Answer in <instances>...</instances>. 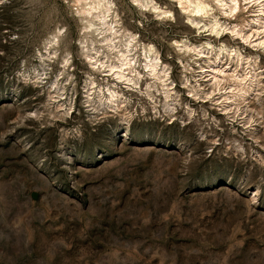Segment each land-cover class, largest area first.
I'll return each instance as SVG.
<instances>
[{
	"label": "rangeland",
	"instance_id": "rangeland-1",
	"mask_svg": "<svg viewBox=\"0 0 264 264\" xmlns=\"http://www.w3.org/2000/svg\"><path fill=\"white\" fill-rule=\"evenodd\" d=\"M111 1L116 41L136 34L137 64L143 44L155 45L178 109L157 112L125 90L127 124L86 103L91 75L105 88L115 83L86 56L91 46L114 56L105 33L89 26L98 18L82 12L93 0H0V264H264L258 3L240 0L225 14L205 0L208 12L195 15L177 0ZM216 18L226 27L219 35L210 27ZM185 40L203 45L204 57L177 46ZM224 45L245 59L222 53ZM218 62L227 69L220 91L208 71ZM250 69L260 72V94L226 112L218 103L236 86L234 73ZM188 78L200 84L197 95Z\"/></svg>",
	"mask_w": 264,
	"mask_h": 264
},
{
	"label": "bare ground",
	"instance_id": "bare-ground-1",
	"mask_svg": "<svg viewBox=\"0 0 264 264\" xmlns=\"http://www.w3.org/2000/svg\"><path fill=\"white\" fill-rule=\"evenodd\" d=\"M136 1L142 6L147 7L150 5L148 0L145 2L142 0ZM216 1L220 6L226 5L223 7L225 9V14L235 13L240 8V0ZM177 2L182 10L195 15L207 13L210 6L205 0H177ZM254 2L258 3L257 10L260 12L254 19L258 24L256 30L258 32L257 35H259V33H264V0L248 1L249 4ZM111 4V0H93L90 6L88 5V8H82L83 13H87L98 18V25L94 21L90 20L89 26L90 28L95 27L97 31L101 30L100 33H105L102 38V42H104V45L107 46L109 51L114 54L112 57L108 53L106 54L101 52V50L96 46L87 48L89 51H87L86 56L92 68L99 71H107L105 76L108 79L112 77L115 83L113 85L109 84L105 88L95 78V76L91 75L85 86L84 93L86 97V103L93 107V109H99L100 107L101 109L106 110V112L121 113L122 119L124 121H122V123L129 124L132 115L130 110L132 103L131 97L125 93L126 90L128 93H130V95H134L137 99H141L140 96H144V98L150 104H153V108L156 109L157 112H161L160 106H162L167 113L173 116L178 109L177 102L179 98L176 95L177 90L175 88L174 81L171 79L170 72L166 65L163 66V62L159 56L158 50L153 44H143L142 55L144 58L142 60L144 63L139 62V64H137L138 60L135 56H132L136 53L134 50H137L139 47L136 34L133 32L127 33L123 42L121 40L116 41L118 29H116V25L113 23V20H107L110 16H112ZM152 6L158 10V15L172 13L171 10H166L161 6ZM101 26L106 27L102 28ZM210 27L212 32H215L218 35L226 29V27H224V25L221 24L217 18ZM234 30L235 33H239L237 29ZM242 37L246 41L249 40L248 35H243ZM256 40L257 41L255 42H257L259 45H264V36L262 39L259 38ZM54 41L56 40H50L49 44H52ZM176 43L178 47H181L186 51L188 50L195 52V55H201V57H204V53H206L205 50H203V45L201 44H193L186 40L181 43L176 41ZM207 45V52L210 53L209 50H213L214 47L212 46L211 42H208ZM82 47L84 50L86 49L84 43L82 44ZM220 50L222 53L228 52L231 53V55L232 53L237 52L235 48L228 47L227 45L222 46ZM236 55L241 61L245 59L241 53H236ZM64 63V68L66 69L69 59L66 58ZM213 64L214 63H211V65H209L210 70L208 71L211 74V79H213L214 85L218 87L220 91V87L222 81L224 80L227 69L219 67L220 62L214 64L215 66ZM139 66H142L144 71L140 70ZM234 75L235 79H237V83L235 82L236 86L228 92L225 91L223 94L225 95L224 99L218 103L220 106L224 107L222 109H225L226 112L232 109L231 105L237 104V100L248 103L250 102L249 99H251L252 95L260 94L258 92L260 90V72H257L255 69H250L248 72H245V74H239L238 72H235ZM58 82L59 81L56 80L51 86V89L56 91L54 97L59 99L58 106L61 108V110H65L66 105L61 101L63 99L61 97L63 93L60 92L62 88L58 86ZM120 83L125 84V86L121 87ZM195 83L196 85L192 84L189 78L186 80V85H188L191 89L190 92H194V95H197L202 91V88L200 84L197 83V80ZM212 94L213 92H209L205 95V97L212 100ZM161 102H163V104L159 105Z\"/></svg>",
	"mask_w": 264,
	"mask_h": 264
},
{
	"label": "clouds",
	"instance_id": "clouds-1",
	"mask_svg": "<svg viewBox=\"0 0 264 264\" xmlns=\"http://www.w3.org/2000/svg\"><path fill=\"white\" fill-rule=\"evenodd\" d=\"M226 5H221V7H225ZM170 15V14H169ZM189 23H192V21H189ZM196 27H199V25H195Z\"/></svg>",
	"mask_w": 264,
	"mask_h": 264
}]
</instances>
